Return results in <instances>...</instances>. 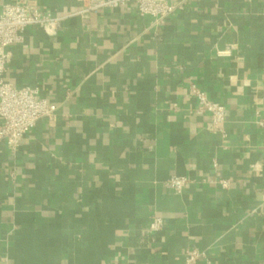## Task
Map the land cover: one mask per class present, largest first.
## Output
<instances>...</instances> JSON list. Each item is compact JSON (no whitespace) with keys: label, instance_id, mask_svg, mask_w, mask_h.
Listing matches in <instances>:
<instances>
[{"label":"crops","instance_id":"crops-1","mask_svg":"<svg viewBox=\"0 0 264 264\" xmlns=\"http://www.w3.org/2000/svg\"><path fill=\"white\" fill-rule=\"evenodd\" d=\"M17 1L62 20L8 49L4 79L56 110L16 151L0 142V264H264V0H167L161 25L131 4L0 11ZM191 85L224 107L225 137ZM172 176L193 182L177 195Z\"/></svg>","mask_w":264,"mask_h":264},{"label":"built area","instance_id":"built-area-1","mask_svg":"<svg viewBox=\"0 0 264 264\" xmlns=\"http://www.w3.org/2000/svg\"><path fill=\"white\" fill-rule=\"evenodd\" d=\"M81 5L78 12L70 15H87L104 10H112L133 5L139 16L152 18L155 24L161 25L174 11L175 6L167 0H76ZM69 15V16H70ZM62 18L54 17L47 12H42L35 6L25 1H17L3 5L0 11V142L4 143L11 151H16L22 137L29 132L40 119H51L55 113L56 105L38 96L35 89L28 87H15L4 79L6 64L10 53L8 49L21 42L22 32L32 26L43 31L55 30ZM228 50L218 51V55H228ZM190 92L196 102L195 113L207 115L209 122L206 129L225 137L223 125L226 120V112L223 106L210 101L206 94L195 87L190 86ZM193 180L188 177L172 176L164 185L173 193L179 195L183 189ZM218 184L226 188V181ZM161 217L153 215L147 227L149 234L154 235L162 230ZM185 264H195L204 256L197 249H186Z\"/></svg>","mask_w":264,"mask_h":264}]
</instances>
